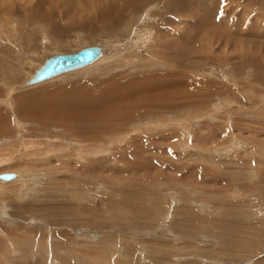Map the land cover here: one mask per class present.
I'll use <instances>...</instances> for the list:
<instances>
[{
  "label": "rangeland",
  "instance_id": "rangeland-1",
  "mask_svg": "<svg viewBox=\"0 0 264 264\" xmlns=\"http://www.w3.org/2000/svg\"><path fill=\"white\" fill-rule=\"evenodd\" d=\"M94 1L0 0V264H264V0Z\"/></svg>",
  "mask_w": 264,
  "mask_h": 264
},
{
  "label": "bare ground",
  "instance_id": "bare-ground-1",
  "mask_svg": "<svg viewBox=\"0 0 264 264\" xmlns=\"http://www.w3.org/2000/svg\"><path fill=\"white\" fill-rule=\"evenodd\" d=\"M97 0H95L94 1V3L92 2V4H95V5H100V4H103V5H105V0H104V3L103 2H96ZM103 1V0H102ZM127 1V0H126ZM131 1V0H130ZM130 1H128V3L130 2ZM135 0H133V2H134ZM138 1H140V0H138ZM137 1V3H140V2H138ZM91 2V1H90ZM123 2H125V1H123ZM133 2H132V4H133ZM108 5H105V7L102 9V11L99 13V15H100V18L101 19H104V20H110V27H112V26H114V27H116L115 25H119V24H121V26H122V23H120L121 21H123V9H124V7L122 8V9H117V7L115 8V6H112V4L110 3V1H108ZM136 3V4H137ZM145 3V2H144ZM90 5L88 6H86L85 8H84V11L85 12H88V14H89V12H91V3H89ZM130 5V4H129ZM141 5V4H140ZM119 6V5H118ZM136 5H134V7H135ZM138 6H139V4H138ZM137 6V7H138ZM72 7V6H71ZM73 8V7H72ZM131 8H133V7H131ZM139 8V7H138ZM137 9V8H136ZM133 11V10H132ZM135 14V13H134ZM131 15V14H130ZM135 15H137V14H135ZM75 16H77V15H75ZM80 16H82V14L80 15ZM129 16V15H128ZM74 18V17H73ZM76 18V17H75ZM127 18H129V17H127ZM133 20H135V19H133ZM112 21V22H111ZM130 21H131V19H130ZM129 21V23H131ZM125 21H123V23H124ZM126 23H127V21H126ZM128 23V24H129ZM133 24V23H132ZM132 24H129V25H132ZM121 26H117V28L118 27H121ZM113 28V27H112ZM118 30V29H117ZM116 30V31H117ZM145 30V29H144ZM119 31V30H118ZM120 32V31H119ZM133 32V31H132ZM146 32H149L150 33V31H146ZM135 33H137V31L135 32ZM139 33H141L140 32V30H139ZM132 34V33H131ZM142 34H146L145 32L143 33L142 32ZM140 36H142V37H144V35H141V34H139L138 35V39L140 40ZM147 36H148V34H147ZM111 37V36H110ZM130 37H131V35H130ZM149 37V36H148ZM148 37H146L145 39H143V41H142V43L141 44H143V42L144 41H146V40H148ZM106 39V38H105ZM113 39V38H112ZM118 40H120V39H118ZM106 41H108V40H106ZM134 41V40H133ZM119 42V41H118ZM117 43V42H116ZM96 45H98V44H96ZM138 45V44H137ZM100 46V45H99ZM76 51H78V50H76ZM107 54V53H106ZM55 55V54H54ZM53 56V55H52ZM49 57H51V56H49ZM49 57H45L44 59H43V61L42 62H40V63H37V65H35L31 70H30V72H29V74H28V76H26L25 77V79H24V86H26L25 85V81L29 78V77H31L32 75H33V73H34V71L36 70V69H38L43 63H44V61L47 59V58H49ZM105 57V54L103 53V49H102V54H101V56L95 61V62H93V63H91V64H89V65H86V66H84V67H89V66H92V65H94L95 63H97V62H99L101 59H103ZM2 66V65H1ZM37 66V67H36ZM84 67H82V68H84ZM82 68H79V69H82ZM79 69H76V70H79ZM76 70H73V71H76ZM72 71V72H73ZM71 72V71H70ZM66 73H69V72H66ZM63 74V73H62ZM65 74V73H64ZM61 75V74H60ZM57 77H58V75H57ZM54 78V77H53ZM52 79V78H51ZM49 80V79H48ZM45 81H47V80H45ZM42 82H44V81H42ZM42 82H40V83H42ZM20 84V83H19ZM39 84V83H38ZM35 85H37V84H35ZM33 86V85H32ZM27 87V86H26ZM126 89V88H125ZM132 90V89H131ZM129 91V90H128ZM132 92V91H131ZM119 94H120V92H118ZM117 93V94H118ZM114 96H116V95H114ZM40 97H44V95H41V96H38L37 97V100L40 102V103H42V112H43V114H44V116L45 117H49L50 118V121H52L53 122V120H55L56 119V117L55 116H57L60 112H62L63 111V109H61V108H58L59 106L57 105V103H56V101H55V99L53 98V94L52 95H49V96H47L46 95V99H41ZM48 97H50V98H48ZM113 97V96H112ZM58 98H60V97H58ZM57 97H56V100L58 99ZM118 98V97H117ZM110 99V98H109ZM120 99V98H119ZM85 100V95H83V94H79L78 95V97H77V101H76V105H78V104H80L82 101H84ZM114 100V99H113ZM128 100V99H127ZM49 101V102H48ZM110 101H111V99H110ZM131 101V100H130ZM127 102V101H126ZM129 102V101H128ZM104 103H107L106 101L104 102ZM103 103V104H104ZM121 105V104H120ZM31 106V105H30ZM64 106L65 107H67V105H66V103H64ZM29 107V106H28ZM104 107H107V106H105L104 105ZM110 108V107H109ZM119 108V107H118ZM127 108V107H126ZM105 109V108H104ZM103 109V110H104ZM29 110V109H28ZM103 110H102V112H103ZM106 110V109H105ZM104 110V112H106ZM116 110V109H115ZM30 111V110H29ZM93 111V110H92ZM92 111H90V109H84V110H82V111H74V112H72V114H67L66 112H64V113H62V121H59L58 123H65V125H66V123L67 122H63V121H69L71 124L73 123L74 125H77V124H85V123H87V115L90 113L91 115L93 114L92 113ZM96 111V110H95ZM108 111V110H107ZM31 112V111H30ZM41 112V113H42ZM113 112V111H112ZM26 113V112H25ZM27 113H28V111H27ZM40 113V112H39ZM33 114H34V112H33ZM96 114H103V113H96ZM40 115V114H39ZM94 115V114H93ZM36 116V115H35ZM88 117H90V116H88ZM96 117V116H95ZM98 117V116H97ZM101 117V116H100ZM34 118H36V117H34ZM91 118V117H90ZM94 118V117H93ZM52 119V120H51ZM98 119H100V118H98ZM94 121L96 122V118L94 119ZM103 121V120H102ZM56 121H54L53 123H55ZM91 122H93V120L91 121ZM101 122V121H100ZM57 123V122H56ZM70 124V125H71ZM60 125V124H59ZM85 125H87V124H85ZM96 125V124H95ZM26 143V142H25ZM27 147V146H26ZM3 162V161H2ZM13 173V172H12ZM14 173H16V171L14 172ZM19 175H21V173H18V177H19V179L21 178V177H23V176H19ZM15 178V177H14ZM24 179V178H23ZM12 180V179H11ZM4 181V180H3ZM8 181H10V180H8ZM13 181H18V178H15V180H13ZM12 181V182H13ZM4 184L5 183H10V182H3Z\"/></svg>",
  "mask_w": 264,
  "mask_h": 264
},
{
  "label": "water",
  "instance_id": "water-1",
  "mask_svg": "<svg viewBox=\"0 0 264 264\" xmlns=\"http://www.w3.org/2000/svg\"><path fill=\"white\" fill-rule=\"evenodd\" d=\"M102 54V47L91 45L83 47L72 53H58L47 58L44 63L34 71L33 75L25 81L26 86L38 84L62 73L70 72L95 62ZM15 177L12 172L0 173L4 181Z\"/></svg>",
  "mask_w": 264,
  "mask_h": 264
}]
</instances>
